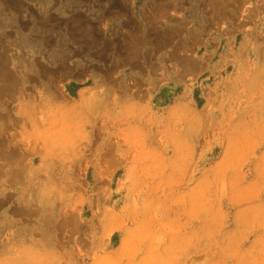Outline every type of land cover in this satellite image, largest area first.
<instances>
[{
  "label": "rangeland",
  "instance_id": "374dc122",
  "mask_svg": "<svg viewBox=\"0 0 264 264\" xmlns=\"http://www.w3.org/2000/svg\"><path fill=\"white\" fill-rule=\"evenodd\" d=\"M0 264H264V0H0Z\"/></svg>",
  "mask_w": 264,
  "mask_h": 264
}]
</instances>
